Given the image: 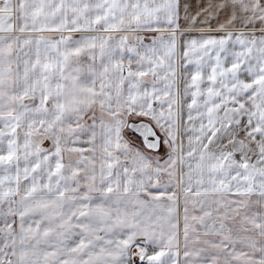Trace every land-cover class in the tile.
<instances>
[{"label":"snow or ice","instance_id":"obj_1","mask_svg":"<svg viewBox=\"0 0 264 264\" xmlns=\"http://www.w3.org/2000/svg\"><path fill=\"white\" fill-rule=\"evenodd\" d=\"M0 264H264V0H0Z\"/></svg>","mask_w":264,"mask_h":264}]
</instances>
